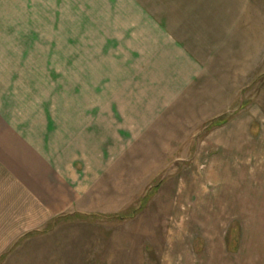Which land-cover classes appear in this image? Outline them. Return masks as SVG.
I'll return each instance as SVG.
<instances>
[{
    "label": "rangeland",
    "instance_id": "rangeland-1",
    "mask_svg": "<svg viewBox=\"0 0 264 264\" xmlns=\"http://www.w3.org/2000/svg\"><path fill=\"white\" fill-rule=\"evenodd\" d=\"M131 25L172 33L196 63L194 78L179 75L143 126L144 110L130 112L131 125L118 120L121 130L105 128L104 191L99 184L90 198L102 211L52 220L18 249L9 244L0 264H159L192 241L188 252H199L200 234L180 229L188 215L178 207L193 189H226L213 173L228 153L214 143L226 142L223 128L237 120L250 127L252 147L264 141V0H0L1 120L56 110L75 123L84 111L91 125L96 109H112L104 98L124 81L115 76L137 73Z\"/></svg>",
    "mask_w": 264,
    "mask_h": 264
},
{
    "label": "crops",
    "instance_id": "crops-1",
    "mask_svg": "<svg viewBox=\"0 0 264 264\" xmlns=\"http://www.w3.org/2000/svg\"><path fill=\"white\" fill-rule=\"evenodd\" d=\"M125 33L137 35L130 38L128 51L138 57L139 68L127 79L115 76L116 81H124L111 97L104 98L113 103L112 109H96L91 125L84 111L74 123L70 112L57 115L56 110H32L27 111L31 119L12 120L11 125L1 120L4 111H0V253L11 243L18 249L52 220L102 211L90 205V198L99 196L95 191L104 180L105 128L121 130L118 120L131 125V114L144 110L139 115L143 126L155 110L165 106L162 93L175 91L179 75L183 82L194 78L196 63L172 33L137 30L132 25ZM151 91L156 97L150 99ZM20 114L16 118H25L24 112ZM234 124L223 128L230 133L226 142L214 143L228 153L226 162L215 163L213 173L220 172L226 189H193L192 202L184 200L178 207V213L188 215L180 229L200 234L199 252H188L196 242L192 241L185 253L174 249L158 256L159 264H264V152L258 150L264 141L252 147L248 124L238 120ZM255 153L256 158L252 157ZM185 194L180 190L178 195L186 198Z\"/></svg>",
    "mask_w": 264,
    "mask_h": 264
},
{
    "label": "trees",
    "instance_id": "trees-1",
    "mask_svg": "<svg viewBox=\"0 0 264 264\" xmlns=\"http://www.w3.org/2000/svg\"><path fill=\"white\" fill-rule=\"evenodd\" d=\"M226 121H221V122H216L214 123V125L217 127V126H221L225 123Z\"/></svg>",
    "mask_w": 264,
    "mask_h": 264
}]
</instances>
